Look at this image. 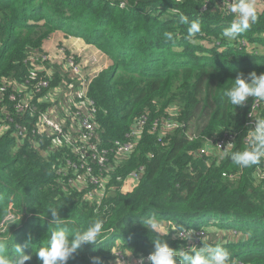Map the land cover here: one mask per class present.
<instances>
[{
    "label": "trees",
    "instance_id": "16d2710c",
    "mask_svg": "<svg viewBox=\"0 0 264 264\" xmlns=\"http://www.w3.org/2000/svg\"><path fill=\"white\" fill-rule=\"evenodd\" d=\"M205 1L0 0V85L8 86L0 93V127L9 124L8 130H0L4 254L14 257L19 244L31 255L25 264H41L35 251L46 246L56 229L48 209L59 207L62 226L70 235L92 221L103 222L97 243L85 245L68 264H93L94 258L98 264H111L116 251L139 258L151 252L157 240H165L177 261L187 264L182 260L186 252L191 254L186 245L195 242L194 234L210 218L222 230L242 231L243 237L226 242L199 239L194 250L222 245L229 252V264H264L263 159L250 168H240L224 156L206 165L207 154L199 153L207 141L224 133L234 134L224 153L248 147L245 122L255 98L234 107L223 92L238 73L264 72V7L257 10V21L230 41L221 33L234 16L225 7H213L211 0L202 10ZM178 12L189 21L198 20L201 31L189 37ZM59 28L83 37L112 60L88 88L96 107V141L107 148L110 160L108 192L100 205L83 200L86 190L72 186L68 182L72 174L61 171L63 157L76 158L73 146L52 149L48 137H42L41 147L19 142L14 124L4 122L6 114L14 113L7 99L12 84L33 73L34 67L25 62L28 53L40 49ZM165 31L172 32L174 40L165 38ZM47 76L33 75L34 80ZM54 79L50 89L60 82ZM41 94L32 100L38 112L51 104L38 102ZM174 106L178 111L172 113ZM256 111L258 118L264 116V101ZM37 113L32 117L27 112L22 119L14 116L15 122L34 120ZM141 115L148 116L144 132L120 161L114 143L125 139ZM196 115L202 124L193 132ZM169 116L178 120V127L160 137L150 132L151 120ZM133 172L138 180L125 190L124 180ZM152 218L167 221V231L153 230L147 223ZM182 229L191 230L190 239L178 237Z\"/></svg>",
    "mask_w": 264,
    "mask_h": 264
},
{
    "label": "built area",
    "instance_id": "2783aa9c",
    "mask_svg": "<svg viewBox=\"0 0 264 264\" xmlns=\"http://www.w3.org/2000/svg\"><path fill=\"white\" fill-rule=\"evenodd\" d=\"M206 0L202 6V10L207 8ZM231 0H226L225 4L228 8ZM124 2H121L120 6H123ZM38 51V50H35ZM28 53L25 62L30 65L33 61L48 62L49 65L54 63H61L63 69L68 72V76L74 79L78 86L77 90L73 93L66 94L69 100L66 104H69L66 108L68 118H71V124L73 127L66 129L57 119L52 115V108H47L41 112L37 111V106L33 104V98L37 94H41L38 98V102H49L53 99V94L50 89V83L52 79L50 76L42 77L34 80V73L38 70L33 68V73L28 80L22 83L15 82L12 84V88L7 93V99L11 103L14 113H8L5 116L4 122L14 124L15 138L19 142L31 141L32 146L41 147L42 137L51 138L50 148L67 144L73 146V152L76 154V158L69 156L61 159L62 169L64 175L71 173L68 178V182L76 189L86 190L83 193V200H87L91 203L100 204L99 196L104 191L108 183V176L106 174L110 160L108 158L107 148L102 147L96 141V127H95V113L96 107L94 101L88 97V88L92 79L86 78L83 67L76 61V55L74 52L67 53L63 47H59L56 52H39ZM49 74V71L46 75ZM87 79V80H86ZM31 81V82H30ZM7 85H0V93L3 95L7 91ZM56 95V94H55ZM264 100L254 99L251 106V110L247 114L245 122L246 136L245 142L248 143L251 136L252 126L255 119L258 118L257 109L261 107ZM56 102V101H55ZM27 112L33 117L37 112V116L34 120L28 119L24 123L15 122L14 116H19L21 119ZM176 115V113H175ZM7 120V121H6ZM148 116L141 115L132 129L125 134L124 140H116L114 143L113 151L116 155H129L136 143L140 140L142 133L147 125ZM74 125L76 127H74ZM150 132L158 135L171 131L178 127V120L172 116L167 118H155L150 121ZM2 128V130H1ZM9 128V124H5L0 127L1 131H6ZM234 134L224 133L217 140H209L200 150V154H208L210 149H214L217 152L224 153L226 148L232 145ZM264 163V159H263ZM138 180L136 173H131L125 180L127 184L135 185ZM132 186V187H133ZM95 194V197L92 196ZM202 231L199 230L194 234L195 242H188L187 249L191 251L198 245L200 235ZM186 235V230H180L178 237L183 238ZM185 239V238H183ZM187 240V239H185ZM150 253V252H149ZM141 255L139 260L141 264L147 262L148 254ZM127 258L121 251H116L115 258L111 261V264H124L127 262Z\"/></svg>",
    "mask_w": 264,
    "mask_h": 264
},
{
    "label": "clouds",
    "instance_id": "9594fccd",
    "mask_svg": "<svg viewBox=\"0 0 264 264\" xmlns=\"http://www.w3.org/2000/svg\"><path fill=\"white\" fill-rule=\"evenodd\" d=\"M227 14L233 15L228 27L224 28L221 35L228 40H235L241 34L246 32L253 23L257 21L258 14L254 0H231ZM179 22L187 25V34L189 37L201 31V24L198 20L189 21L188 16L183 12H178ZM163 36L168 40H174V34L165 31ZM230 87L224 90L223 96L231 105L243 107L248 98L264 100V72L257 74L255 71L249 72L247 76L238 73ZM251 136L248 141V147L243 151H232L224 153V157L230 159L240 168H250L257 165L264 159V116L255 119L251 127ZM59 207H49L51 222L56 225V229L50 234L46 246L39 247L35 255L41 264H68L74 260L80 249L85 245H94L101 234L103 222L95 220L89 223L84 230H77L71 235L62 226V218L58 214ZM153 230L158 228L157 222L153 219L147 222ZM191 230L186 232L183 237L190 239ZM5 244L0 242V264H25L31 259L30 254H26L21 245L16 244L14 249L16 255L9 257L4 254ZM149 264H180L177 261V255L173 248L163 240L153 242V250L147 257ZM187 264H229V252L222 246H205L198 251L192 249L191 254L185 253L182 257ZM93 264H98V258H94Z\"/></svg>",
    "mask_w": 264,
    "mask_h": 264
},
{
    "label": "rangeland",
    "instance_id": "374dc122",
    "mask_svg": "<svg viewBox=\"0 0 264 264\" xmlns=\"http://www.w3.org/2000/svg\"><path fill=\"white\" fill-rule=\"evenodd\" d=\"M213 1V7H218L216 9H220L219 7H225L227 9V6L225 4L226 0H211ZM255 6L257 10H262L264 7V0H254ZM55 32V33H54ZM54 35H50V37L47 39L49 42L48 45L45 47H41L38 49V51H34L32 53H39V52H56L59 47H63L67 53L74 52L76 55V61L80 63L83 67V71L85 72L86 78L93 79L100 71L107 70V68L112 64L111 58L102 50H100L98 47L94 45V47H91L90 50L88 49H80L75 50L71 46H66V36L70 38H73L74 35L66 32L64 29L59 28L58 30L54 31ZM65 33V34H64ZM56 34V35H55ZM73 35V36H72ZM71 40V39H69ZM54 50V51H53ZM100 50V52H98ZM31 66L36 68L38 72H44L45 74L49 71L48 76H50L53 80L55 77L60 78V82L58 85L51 87V92L54 93L53 99L49 100L50 107L52 108V115L56 117V119L64 126L68 127L69 120L67 116V106L69 104H66V102L69 100L68 96L65 97L66 94H69V92L73 93L77 90V82L73 80L70 76H68V72L63 69V66L61 63L57 62L54 64L49 65L48 62H37L33 61L31 63ZM55 80V79H54ZM87 80V79H86ZM15 82V81H13ZM56 94V95H55ZM56 101V102H55ZM178 106H174L172 109V113L175 111H178ZM202 124V119H199V116L196 115L194 120L191 123V129L193 132L197 130L199 126ZM70 128H73L70 126ZM224 155L220 152L215 151L214 149H210V152L207 154L205 158V164L208 165L211 163L212 160H220L222 159ZM116 158L118 160H122L125 158V155H116ZM123 161V160H122ZM133 184H127L124 182V189L127 190L131 188ZM107 186L105 187L104 191L99 196V202L103 201L107 191ZM95 197V194L92 196ZM91 203V202H90ZM96 204V205H100ZM155 220L158 224V230L165 232L167 231L168 222L165 220H156L155 218H152L150 220ZM213 219V218H212ZM207 221V220H206ZM209 221V220H208ZM176 227L175 225L172 226L174 229ZM219 224H213V220L210 218V222L208 225L202 226L201 231L202 234L200 235V241H214L219 238L221 241H228V239L231 240H237L241 237H243V233L240 230H237L235 228H225V230H222L219 228ZM190 229V228H187ZM235 229V230H232ZM124 264H141L139 258L132 257L129 260L127 259V262L125 261Z\"/></svg>",
    "mask_w": 264,
    "mask_h": 264
},
{
    "label": "crops",
    "instance_id": "0c3cea01",
    "mask_svg": "<svg viewBox=\"0 0 264 264\" xmlns=\"http://www.w3.org/2000/svg\"><path fill=\"white\" fill-rule=\"evenodd\" d=\"M55 33V32H54ZM54 33L52 35H54ZM65 34V33H64ZM56 35V34H55ZM66 36V42L65 45L66 46H71L73 47L75 50H80V49H88L90 50L91 47H94L93 44L87 43L83 37H79V36H74L73 38ZM73 36V35H72ZM71 39V40H69ZM48 41L45 40L42 47H45L46 45H48ZM54 51V50H53ZM98 52H100V50H98Z\"/></svg>",
    "mask_w": 264,
    "mask_h": 264
}]
</instances>
